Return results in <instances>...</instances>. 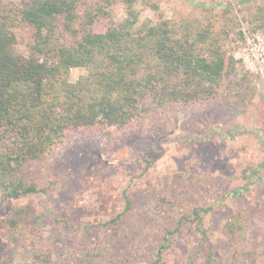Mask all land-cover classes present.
<instances>
[{"label": "rangeland", "instance_id": "rangeland-1", "mask_svg": "<svg viewBox=\"0 0 264 264\" xmlns=\"http://www.w3.org/2000/svg\"><path fill=\"white\" fill-rule=\"evenodd\" d=\"M83 1L94 8L104 0ZM109 1L110 17L93 31L132 18L130 10L135 35L162 21L175 40L207 30L195 49L218 50L224 75L209 93L206 85L186 87L200 96L179 104L165 92L163 103L138 109L125 125L69 133L45 151L26 174L38 192L10 199L0 190V264H44L26 236L47 264H151L162 243L159 264H203L209 255L213 264H264V59L243 61L247 37L257 36L256 52H264V0ZM43 39L63 47L78 41L61 16ZM28 43L30 29L19 30L16 52L30 55ZM101 68L97 61L74 67L68 81ZM179 77L158 92L183 87ZM196 208L207 209L200 221ZM165 230H174L166 242Z\"/></svg>", "mask_w": 264, "mask_h": 264}, {"label": "trees", "instance_id": "trees-1", "mask_svg": "<svg viewBox=\"0 0 264 264\" xmlns=\"http://www.w3.org/2000/svg\"><path fill=\"white\" fill-rule=\"evenodd\" d=\"M110 5L109 0L94 8L83 0L0 1V190L4 197L16 199L38 192L37 180H27V172L45 151L63 144L69 133L103 132L109 125H125L138 109L163 103L165 92L180 104L200 96L197 88L186 87L206 85L209 93L224 75V59L218 50L203 55L195 49L197 42L208 38L207 30L175 40L168 23L162 21L135 35L130 31L134 17L129 9L132 18L104 32L93 31L96 21L110 17ZM58 16L77 35L75 47L41 40L42 30L52 31ZM24 28L30 29L33 40L28 43V56L15 50L17 34ZM96 61L102 68L90 72L88 80L68 81L72 68ZM141 68L144 74L139 73ZM171 77L183 79V87L160 94V84L164 86ZM130 205L131 199L125 196V209ZM206 210H193L197 221ZM117 219L119 214L112 221ZM9 224L17 228L18 221L11 218ZM173 232L165 230L162 241H168ZM199 232L208 239L205 229L200 227ZM24 240L36 260L49 262L38 251L34 237ZM163 248L162 243L151 264L161 262ZM211 261L209 255L203 264Z\"/></svg>", "mask_w": 264, "mask_h": 264}, {"label": "built area", "instance_id": "built-area-1", "mask_svg": "<svg viewBox=\"0 0 264 264\" xmlns=\"http://www.w3.org/2000/svg\"><path fill=\"white\" fill-rule=\"evenodd\" d=\"M255 39L259 40V38L257 36L254 37V35L251 37H247L246 43L248 45L244 48V57H243V61H245L247 63L250 62L251 57H254V59L256 61H260V60L264 59V57H263L264 52H262V51L256 52L257 49H255V46H256L258 41H256Z\"/></svg>", "mask_w": 264, "mask_h": 264}]
</instances>
